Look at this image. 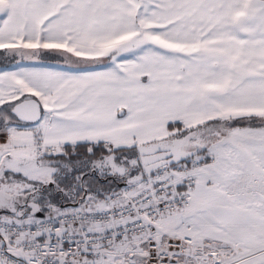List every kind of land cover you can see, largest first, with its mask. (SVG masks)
Returning <instances> with one entry per match:
<instances>
[{
    "label": "snow or ice",
    "instance_id": "obj_1",
    "mask_svg": "<svg viewBox=\"0 0 264 264\" xmlns=\"http://www.w3.org/2000/svg\"><path fill=\"white\" fill-rule=\"evenodd\" d=\"M0 264H264V0H0Z\"/></svg>",
    "mask_w": 264,
    "mask_h": 264
},
{
    "label": "crops",
    "instance_id": "obj_2",
    "mask_svg": "<svg viewBox=\"0 0 264 264\" xmlns=\"http://www.w3.org/2000/svg\"><path fill=\"white\" fill-rule=\"evenodd\" d=\"M4 66L2 62H0V67Z\"/></svg>",
    "mask_w": 264,
    "mask_h": 264
}]
</instances>
